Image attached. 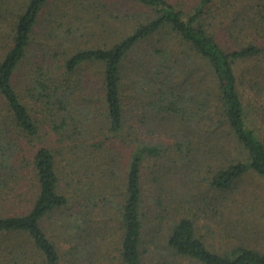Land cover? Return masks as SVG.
<instances>
[{
  "label": "trees",
  "instance_id": "16d2710c",
  "mask_svg": "<svg viewBox=\"0 0 264 264\" xmlns=\"http://www.w3.org/2000/svg\"><path fill=\"white\" fill-rule=\"evenodd\" d=\"M52 1L25 0L15 11L13 28L0 45V264H24L23 259L32 252L46 264H61L62 256L46 224L54 220L58 227L55 219L60 215V229L65 227L62 233L67 231L75 242L67 254L73 264L82 263L85 254L95 257L99 252L95 244L109 238L102 233L103 228H94L88 217L96 197L88 184L77 186V178L84 172L97 184L100 201L102 196L107 198L108 207L116 212L119 241L113 249H117L120 263L144 264L142 246L150 225L146 220L142 172L150 159L154 173L160 177L156 181L162 182L156 192L163 196L165 191V198L179 206L173 210L178 218L171 217L167 241L175 255L201 264H264V251L243 241L222 252L208 248L197 236L198 213L184 208L198 202L185 199L176 203L178 196L169 194V185L164 183L173 170L168 165L173 158L182 163L176 182L183 197H189L185 194H191L193 186L206 185L216 195V199H209L211 204L233 211L237 205L243 208V193L249 190L243 185L248 179L255 186L251 203L258 201L259 189L264 188V112L256 117L251 114L243 89L247 73L243 71L239 76L237 68L251 61L255 63L252 70L257 74L262 71L264 0H244L228 23L224 11L238 8L240 0H221L220 6L217 0H129L141 12L110 14L107 21L112 22H94L90 27L106 29L99 37L107 32L108 36L118 34L116 40L77 50L64 61L63 75L47 76L50 70H43L41 64L29 71V96L33 93L30 97L34 103L42 104L46 123L59 141H72L74 147L37 149L32 163L37 193L29 206L14 212L11 206L16 205L23 182L21 161L18 159V165L16 159L20 139L36 140L40 134L26 103L29 96L18 92L14 80L32 55L35 29ZM114 18L126 24L127 31L118 33L119 25L112 27L117 24ZM221 33L230 37L233 47L223 46ZM85 65L101 68L98 106L103 111L101 128L105 133L98 143L75 146L89 132V119L81 117L80 109L87 104L90 108L92 100L90 94L78 91L83 101L75 104L77 109L72 107L74 85L68 76ZM129 121L137 123L136 127L129 126ZM152 122L163 132L170 128L174 139L171 146L138 142L123 174L120 156L100 160L107 142L120 140L129 146L131 136H140L138 126L140 130ZM60 151L78 154L68 159L72 172L65 184L56 161ZM77 206L81 213H71ZM239 226L243 227L242 223ZM105 230L114 237L107 225ZM84 237L91 239L90 250L81 246L88 240ZM17 241L27 242L28 247L14 246ZM105 245L107 251L112 250Z\"/></svg>",
  "mask_w": 264,
  "mask_h": 264
},
{
  "label": "rangeland",
  "instance_id": "374dc122",
  "mask_svg": "<svg viewBox=\"0 0 264 264\" xmlns=\"http://www.w3.org/2000/svg\"><path fill=\"white\" fill-rule=\"evenodd\" d=\"M24 1L25 0H0V45L12 30L17 14L15 11L19 9ZM217 1H219L217 4L220 6L221 0ZM243 2L244 0H240L238 8L224 11L223 17L226 23H228L236 12L240 10L239 6ZM141 10L142 9L135 6L129 0H53L45 9L43 17L35 29L32 55L27 63L19 69L17 76H15L14 82L18 92H21V94L27 92L26 96H29L28 88L30 89L31 87V79H29L28 82L27 75L29 71L34 70L39 64L44 65L45 68L43 70H50L47 76L51 73L54 76H58L59 74L63 75L64 61L77 50L93 47V44L111 43L118 38V34L108 36L109 32L106 33L107 35L99 37L106 29H90V27L94 25V22H102L105 24V22H108L107 20L110 14L118 15L119 13V15H127L132 12L139 13ZM99 13L102 15L101 18L98 17V15H100ZM58 16H60V18ZM115 22H117V24H113L112 27L116 28L115 26L119 25L118 33L127 31L128 27L126 24L121 25L120 22L116 21L114 18V23ZM85 26L88 27V29L85 28ZM219 35V40L225 48L234 46L230 37L226 36L225 33ZM99 40H101V42H99ZM254 64L255 63L251 61L242 63V65L237 68V72L239 76L242 75L243 71L247 73L246 81L243 84V89L248 95L245 101L249 105L251 114L256 117L261 114L260 112H264V60L260 63L262 71L259 74L252 70ZM68 77L70 82H73L72 86L74 85V96L71 99L72 107L77 109L78 106L75 104L83 101L82 97H79L80 93L78 91L90 94L89 97L92 100V104L89 103L90 108H88L87 104L80 109L81 117L84 120L89 119L87 126L89 132H87L85 140L75 144V146L98 143L103 137L102 134L105 133L101 128L103 111L98 106L101 100L99 86L103 81L101 68L98 65H85L81 67L76 74ZM32 94L33 93H31V95ZM30 96L26 99V103L31 109L35 121L39 125L40 134L39 139L36 140H29L26 138L20 139V148L17 150L16 159L18 165L19 160L21 161L20 164L22 168H20V171L23 176V182L19 186L20 194L18 193L19 195H17V203L11 206L14 212H18L24 209V207L29 206V200L33 199L37 193V182L32 167L37 149L43 146H48L57 150L65 146L74 147V142L72 141H59L58 136L50 128V125L46 123V115L41 109L42 104L39 105L34 103ZM136 124L137 123L129 121V126L132 125L136 127ZM139 127L140 126H138V131L140 136H131L129 146L123 144V141L120 140H111L107 142L106 149L104 148L103 152L100 154V160L110 156H120V159H123L121 164L124 165V169L122 170L123 174L127 171L125 167L129 164L131 153L138 142L145 141L149 143L153 141L163 143L167 146H171L174 142L170 128H164L166 132H163L159 130L153 122L145 128H140V130ZM75 157H78V154H67L65 151H60L56 157V161L59 165V173L61 171L63 172L61 174V180L64 184L68 182L69 175L72 172L68 164V159ZM181 164V162L178 164L173 158L170 160L168 165H170L173 170L165 177L164 183H167L171 189L168 191L169 194L173 193L174 195L172 196H178L176 203L185 199L196 200L198 202L193 205H184V208L187 212L191 210L198 213V217L195 219L197 236L204 241L206 246L213 251L222 252L233 248L243 241L252 248L264 251V188L259 189L260 196H258V201L256 203H251V192L255 191L253 190L255 186L252 180L247 179L243 185V189L249 190L243 193V208H241V205H237L233 211L228 209L225 210L222 209L219 204H211V200L209 199H216V195L208 191L206 185L198 184V186H193V189L189 190L192 193L185 194L189 197H183L181 195L182 188L178 189L177 187V182H179L178 178H180V175L177 174L178 166H181ZM66 167H68V169H66ZM152 167L153 160L150 159L144 163L142 172L145 188V207L147 210L146 220L147 224L149 223L150 225L149 229H146V237L142 246L144 264H201L193 259L177 256L169 248L167 244L171 232V225H169V223L171 222L172 215L175 219L178 218L175 211H177V208L179 209V206L176 207L173 201L165 198L167 196L165 191L163 196H159L156 192V188L159 187L162 182L156 181V179L160 177L154 173ZM77 179H80L77 184L78 187L83 188V186H87V184L88 187H92L91 191L92 194L95 195L96 200L93 198L95 205L91 206L92 208L90 209L88 217L90 218L92 226L94 228H103L102 233H106L109 238L99 239V244H95V246L97 245L96 250L99 252L94 258L92 254L91 256L85 254V258L92 257V259L88 261V259L84 258V261L80 264H90V261H93L94 264H121L117 249H113L119 241V239H117L119 233L117 230V219L115 217L116 212L108 207L107 198L102 196L103 201H100L97 184L92 183L90 178L85 175V172L80 174ZM93 179H95V177H93ZM186 179L188 178L186 177ZM176 189H178V191L175 193ZM79 201L84 203L83 199ZM26 204L27 206H25ZM166 207H168V209ZM81 211L82 210L77 206L72 209L71 213L78 214V212L81 213ZM62 219L63 217L61 215L58 219H55L58 220V227L53 223L54 220L52 224L47 222L46 224L48 227L46 225L45 227H47L49 236H51L52 240L58 246L62 256L61 264H73L72 258L68 257L67 254L75 242L69 239L67 231L62 233L65 230V227L60 229V225L63 222ZM244 220H246L245 223L243 222ZM238 221L242 223L243 227L239 226L241 223ZM106 225L109 229L111 228L114 231V237H112L111 233L110 235L107 233L105 230ZM84 239L88 238L84 237ZM106 243L107 247H111L112 250H106ZM14 246L23 249L28 247V243L17 241ZM81 246L89 248L90 250L91 239L85 240V243ZM83 251L84 249L82 252ZM28 256L30 255L26 257L28 260L26 258L23 259L24 264H46L45 260L41 256L34 254V252L31 253L30 258H28Z\"/></svg>",
  "mask_w": 264,
  "mask_h": 264
}]
</instances>
